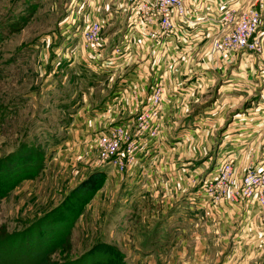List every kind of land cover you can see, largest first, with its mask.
Wrapping results in <instances>:
<instances>
[{
  "label": "rangeland",
  "instance_id": "1",
  "mask_svg": "<svg viewBox=\"0 0 264 264\" xmlns=\"http://www.w3.org/2000/svg\"><path fill=\"white\" fill-rule=\"evenodd\" d=\"M80 1L0 0V264H264V174L256 187L247 181L264 166V151L236 166L230 154L217 159L216 141L209 151L199 140L181 156L186 164L172 159L157 177L138 176L131 172L138 155L158 149L155 136L145 132L135 136L141 147L123 170L114 162L100 167V129L93 121L87 127L75 121L86 111L80 109L89 88L64 57L90 51L83 27L71 26ZM254 6L264 28V0H239L235 18L210 44L216 46ZM107 53L110 59L111 48ZM137 118L127 127L133 135ZM226 161L233 170L218 182ZM109 167L110 178L107 172L95 178ZM175 175L178 191H169ZM128 177L136 189L125 188ZM145 179L155 188L143 197L138 184ZM172 193L174 199L189 194L192 207L182 205L184 212L161 222ZM223 205L228 221L217 217Z\"/></svg>",
  "mask_w": 264,
  "mask_h": 264
},
{
  "label": "crops",
  "instance_id": "2",
  "mask_svg": "<svg viewBox=\"0 0 264 264\" xmlns=\"http://www.w3.org/2000/svg\"><path fill=\"white\" fill-rule=\"evenodd\" d=\"M77 7L80 13H75L77 18L71 24L74 28L79 29L92 20L105 23L98 53L88 51L86 56L72 53L71 57L64 54L66 66L73 69L76 77L83 78L82 85L89 88L88 93L85 92L88 96H85V104L79 105L81 111H86L76 114L78 126L79 119L84 127L93 121L100 132L117 124L127 128L135 122L131 121L132 116L134 120L147 103L153 85L159 80L164 84L159 133L154 137L157 141L154 146L158 149L138 155V164H134L131 172L157 177L168 170L172 159L177 165L186 164L180 161L181 156L184 152L188 154L191 142L199 140L209 151L216 141L217 159L230 154L237 157L236 166L245 165L241 159L248 161L262 156L264 144L259 145L264 141V55L247 54L240 49L220 51L210 44L212 38L225 29L214 26L213 20L221 13V0H191V17L197 21L184 23L176 19V24L183 26L184 35L171 36L164 44L148 36L150 25H141L139 31L131 32L128 0H81ZM111 28H116L115 34L107 32ZM110 48L113 56L109 59ZM120 51L121 55L116 57ZM109 64H113L112 67ZM76 85L82 87L79 81ZM241 99L246 100L239 108ZM234 108L236 112L229 114ZM84 127L79 131L82 137ZM216 127L218 133L213 135ZM202 147L195 146L196 153L199 150L202 153ZM110 171V167L104 171L108 173L107 178L113 172ZM176 179L177 175L170 183L171 188H165L178 191ZM144 181L143 184L138 182V189L146 192L143 195L146 197L150 194L147 191L155 187L147 179ZM123 183L128 190L136 189L130 177ZM185 186L189 187L187 181ZM173 194L165 199L169 210L161 222L170 221L175 213L191 206L189 194L175 199ZM224 205L219 208L217 217L228 221L229 207Z\"/></svg>",
  "mask_w": 264,
  "mask_h": 264
},
{
  "label": "built area",
  "instance_id": "3",
  "mask_svg": "<svg viewBox=\"0 0 264 264\" xmlns=\"http://www.w3.org/2000/svg\"><path fill=\"white\" fill-rule=\"evenodd\" d=\"M219 2V1H218ZM222 10L217 18L213 19L214 26H226L232 21L239 10V2L236 0H221ZM191 0H128V9L130 13L129 29L139 31L141 25L152 26L148 31V36L155 39L157 43L164 44L171 36H183V26L176 24V19L187 23L192 20L190 11ZM80 10L76 12L78 15ZM73 13L74 19L76 15ZM262 15L254 6L249 8L239 19L231 31L222 36L216 47L220 51L245 49L255 53L264 52V28H261ZM81 31L84 44L93 53H98L102 47V35L105 23L101 20H92L89 23L82 24ZM118 51L120 48L117 49ZM165 88L162 81L156 82L147 103L138 113L137 132L131 133L126 126L117 124L107 129H103L98 134L99 158L101 157V166L114 162L115 165L125 168L127 161L134 159L135 152L141 147L136 144L137 135L149 132L151 136H157L159 133L158 119L164 102ZM152 129V130H151ZM152 137V138H153ZM234 158V157H232ZM233 170V162L226 161L221 166V171L225 174L217 179L218 182L227 178L226 174ZM252 173L247 180L256 187L261 174H264V166ZM227 180V179H226ZM208 188V187H207ZM211 190V189H210Z\"/></svg>",
  "mask_w": 264,
  "mask_h": 264
},
{
  "label": "trees",
  "instance_id": "4",
  "mask_svg": "<svg viewBox=\"0 0 264 264\" xmlns=\"http://www.w3.org/2000/svg\"><path fill=\"white\" fill-rule=\"evenodd\" d=\"M95 175H96V177H95L96 179H99V178L102 179L103 175H105V174H104L103 170L98 169V171L95 173Z\"/></svg>",
  "mask_w": 264,
  "mask_h": 264
}]
</instances>
